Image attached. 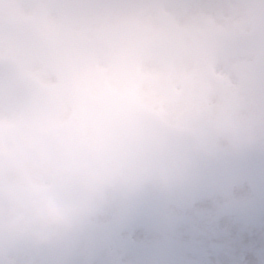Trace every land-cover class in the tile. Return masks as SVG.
Segmentation results:
<instances>
[{
	"label": "rangeland",
	"instance_id": "rangeland-1",
	"mask_svg": "<svg viewBox=\"0 0 264 264\" xmlns=\"http://www.w3.org/2000/svg\"><path fill=\"white\" fill-rule=\"evenodd\" d=\"M205 2L215 9L210 11L211 6ZM205 2L35 0L34 16L22 22L56 49L81 44L82 49L67 63L72 86L77 74L74 85L76 92L83 96L78 99L89 101L90 98L94 104L116 97L120 103V100L125 102V108L133 110L131 114L141 110L135 107L138 103H148V108L143 104L140 117L197 143L189 152L179 148L175 154L181 156L180 160L168 156L161 145L154 144V139L149 140L133 124L129 127L122 124L110 134L107 123L96 126L92 120H87L86 115L89 119L91 115L84 107H78L79 111L83 109L84 118L73 117L71 121L68 100L51 93L58 81L56 68L32 40L24 38L26 44H30L28 54L23 41L15 42L5 35L0 45V59H6L19 69L16 80H32L47 95L40 96L29 90V103L22 104L21 117L15 113L16 106L13 110L6 106L4 110L0 105V177L10 176L13 170L27 172L31 168L18 149L22 133L27 131L25 122L30 129L44 133L66 129L68 123L77 126L88 151L100 157L105 171L115 168L117 174L103 186L87 185L77 192L73 188L91 211L78 228L66 233L65 239L69 238L65 242V256L62 250L60 252L61 236L40 246L27 241L0 242V264H49V260L58 264H155V251L156 260L161 262L162 259L160 264H264V171L254 176L238 171L240 175L233 176L231 183L219 173L214 175L218 178L210 187H190L196 177L188 164L186 167L182 164L198 151L209 156L225 147L226 154L236 157L253 150L260 154L264 151V145L252 143L264 140V75L255 68L264 59V35L243 44L236 41L258 30L252 15L256 11L255 16L261 14L264 19V0ZM121 38H129L130 43L120 47ZM105 42L111 43L113 55L118 49L121 54L137 52L136 56L125 57L113 68L115 76L122 78L106 80L108 73L104 68L111 71L113 66L102 56V50L97 51L101 55H92L95 51L92 44ZM207 56L209 66L200 68L199 63L202 65ZM19 58L22 59L18 61ZM139 68L142 69L140 76L135 73ZM12 73L0 79V88L5 96L9 92L14 99L12 92L23 85H19L20 80L19 84L13 82ZM145 73L150 75L147 77ZM133 76L135 82L140 78L144 84L135 86ZM156 76L158 84L161 82L160 89ZM181 80L184 82H178ZM156 88L159 98L157 104L152 105ZM37 97L46 100L38 103ZM32 103H38L39 110L44 108L29 122L28 116L34 111ZM234 106L243 118V131L251 137L248 144L226 147L213 135L201 134L204 124L213 127L214 122L225 115L234 117ZM9 111L13 114L9 115ZM237 128L240 130L241 125L237 124ZM7 134L14 138H7ZM68 141L63 150L71 154L74 162L79 161L80 144L71 152L69 147L74 142ZM37 149L49 158L50 152L43 144ZM84 162H89L86 156ZM98 167L101 168L99 163ZM88 173L97 175L94 168ZM161 173L184 179L161 187L154 180ZM88 188L94 190L89 192ZM87 219L89 228H85ZM94 221L101 222V228L115 223L111 236L106 234L109 230L105 228L104 233L95 234L97 240L91 239ZM5 223L7 221L0 218V226ZM119 237L125 238L127 244L118 261ZM148 244L149 251L143 248ZM114 258L117 262H113Z\"/></svg>",
	"mask_w": 264,
	"mask_h": 264
},
{
	"label": "clouds",
	"instance_id": "clouds-1",
	"mask_svg": "<svg viewBox=\"0 0 264 264\" xmlns=\"http://www.w3.org/2000/svg\"><path fill=\"white\" fill-rule=\"evenodd\" d=\"M237 124L241 125L240 130ZM242 125L243 118L234 106V117L225 115L218 119L211 132L226 147H238L251 139ZM104 168L101 166L99 175H90L86 162L77 165L67 153L64 162L54 166L42 151H36L35 162L29 171L13 170L10 176L2 177L0 218L7 223L0 226V242L27 241L34 246L47 245L61 234L78 228L91 209L78 198L73 188L105 185L117 170L113 168L107 172ZM183 179V176L170 178L162 173L154 178L161 187ZM93 190L88 188L89 192Z\"/></svg>",
	"mask_w": 264,
	"mask_h": 264
},
{
	"label": "snow or ice",
	"instance_id": "snow-or-ice-1",
	"mask_svg": "<svg viewBox=\"0 0 264 264\" xmlns=\"http://www.w3.org/2000/svg\"><path fill=\"white\" fill-rule=\"evenodd\" d=\"M36 7L35 0H0V45L3 44L6 34L11 37L26 17L34 16ZM5 102L9 106L15 105L11 94L5 96L0 91V105ZM2 183L3 178L0 177V184Z\"/></svg>",
	"mask_w": 264,
	"mask_h": 264
}]
</instances>
